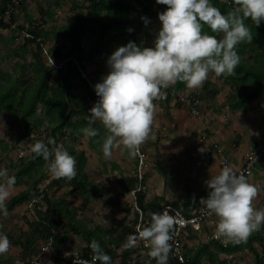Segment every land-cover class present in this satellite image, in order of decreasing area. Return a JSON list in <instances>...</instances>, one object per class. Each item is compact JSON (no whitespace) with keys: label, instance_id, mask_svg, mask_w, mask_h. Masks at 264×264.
I'll use <instances>...</instances> for the list:
<instances>
[{"label":"rangeland","instance_id":"rangeland-1","mask_svg":"<svg viewBox=\"0 0 264 264\" xmlns=\"http://www.w3.org/2000/svg\"><path fill=\"white\" fill-rule=\"evenodd\" d=\"M73 1L23 0L22 6L16 15V25H24V27L28 26L35 31H41L42 34L39 37L51 52H54V54L60 52L59 55L55 54L58 58L59 56H67L72 43L69 40L66 41L59 38L57 33L61 27L71 22L79 11L87 13V5L74 6ZM132 1L134 2L135 0ZM131 13L132 16L137 17L136 21L131 26H127L124 30L125 32L123 29L116 30L115 32L107 33L104 38L99 39V49L95 47L96 38L82 35L83 53L77 55L76 59L95 81H100L105 72L109 70L107 64L108 56L116 47L126 44L125 42L123 43L124 39L127 42L135 40L138 44L154 46L156 36L162 26V21L149 16L147 17L149 18L148 23H145L142 16L137 15L138 10H133ZM1 20L0 68L3 72V79H5L3 80L4 84L6 83L9 86L16 84L20 95L24 93L29 95L39 75L34 65H38L40 62L48 66L49 64H47L43 51L40 50L36 42L30 41L27 43L28 40L25 37L27 35L21 30L13 29L11 26H2ZM2 22L4 23L3 20ZM129 28L133 30L129 31ZM38 53H40V58L37 57ZM244 57L248 59L250 64L257 63L261 69H264V57L260 58L251 47H249ZM79 72L75 71L71 73V93L74 97L73 100L69 99L66 105L69 109H73L71 121L81 129H76L73 125L63 127L61 132L65 134H61L59 131L60 136L57 139V143L62 142L65 148L76 158V168L78 164V153L85 151L88 158L86 166L84 167L88 178V191L86 194L88 203L85 204L83 202V197L71 184L72 178L66 177V180L62 179L60 183L53 184L55 180L64 176L57 177L53 175L49 169L50 161L47 160L39 164L31 174L24 175L19 181L15 182L8 200L24 189L37 185L41 193L47 191L52 201H55L60 206H64L67 210L74 211L84 230L88 228L95 230L93 235L94 239L100 236L111 245L115 243L118 246L119 252L125 253L128 251L132 253L135 251L134 246L128 247L126 244L129 238L135 234L132 233L135 215L128 206V199L123 198L121 195L129 188L130 184L128 179H130L129 176L133 173L132 170L135 167L136 155H131L130 150L123 143H120L118 147L113 149L111 156H105L103 150H97L91 146L90 138L92 139L93 135L90 137V134L83 131L86 126L98 129L97 132L101 133L98 135V139H101L104 136V132H108L109 130L102 120L97 119L93 123L88 119V115H91L89 110L98 99L89 96V90L91 89L87 87L85 78ZM207 82L209 83V88L206 89L204 85ZM175 83L167 87H162L160 94L154 98V119L156 122L161 121L162 125L159 126L161 130L167 131L171 127V130L178 133L176 134L177 137H180L182 131L178 132L174 124L167 125L163 123V116L168 113L167 110L170 108L168 109L166 107L167 101L162 98L161 94L168 93L167 88L172 87ZM57 90L58 86L55 84V80H52L50 94L56 95ZM241 91V87L236 88L235 86H231L224 79L218 78L214 71H210L207 79L200 86L193 88L186 84L179 91V94L183 96H190L191 94L196 96V93H200L202 104L199 105L200 111L195 116L203 120L210 117L212 122L216 121L217 136L221 137V143L226 148L232 147L234 153H241L245 157L264 145V96L256 99L247 108L234 110L230 107L229 101ZM172 102L169 104L170 107L173 105ZM190 107L187 106L191 111ZM191 113L194 115L193 110ZM215 113L218 116L220 115V118H215ZM21 114V111L13 113L0 106V167L7 168L9 174L15 176L33 156L34 152L31 150V145L36 140V138H32L31 136L29 139L21 138L23 135ZM64 116L65 114L57 112L54 114V118H51L48 115L47 107L40 102L36 114L30 118L31 127L39 134L50 131L61 122V117ZM168 119L172 120V118ZM40 121L42 122L40 123ZM148 138L150 140L146 142V139V144L144 143L147 155L149 151L150 153L152 152L148 147H150L151 142L153 143V138L150 136ZM163 142L160 143L159 149H162ZM167 142L170 144H179L178 141L174 139L170 140V138H167ZM221 143L219 142L220 145ZM151 156L152 154H150ZM150 157H147V175L152 172L153 168H159V165L157 166L154 162H151ZM258 163L259 165L257 166ZM258 163L256 164L257 168H255L254 176L261 179V176H257V170H264V155ZM177 173V171H167L164 173L165 178L173 177V181L168 183L165 193L170 194L175 199H179L182 196L183 191L181 188L183 186L187 188V186L190 187L197 183L196 178L186 179ZM147 190L149 197H153L154 193L151 183L147 186ZM42 196L43 193L17 205L6 216L0 215V225L3 226V231L7 233L11 241L9 250L0 254V264H51L54 261L58 253L55 247V239L59 233L54 232L48 237V231L44 230L40 222L37 210L41 209L46 211L48 207L47 203L42 200ZM256 203L257 205H254L256 208L264 209V198L261 200L258 199ZM218 221L219 218L217 216L210 224L205 223L202 228V233L192 235L185 242L189 253L195 252L202 244L209 243L212 240L213 234L215 233L214 228H217ZM125 227H129V230H126ZM64 231L69 236V239L62 244L64 254L70 251H81V249L87 246L83 234H76L68 231V229H64ZM127 232L131 234H126ZM222 237L218 234V238ZM254 244L264 257L262 242L256 241ZM26 247L28 248L27 250L25 249ZM211 248L217 252L215 245H211ZM219 253L220 258L226 260L229 264H255V256L248 248L233 254ZM202 264H211L207 260L206 255L202 258Z\"/></svg>","mask_w":264,"mask_h":264},{"label":"clouds","instance_id":"clouds-1","mask_svg":"<svg viewBox=\"0 0 264 264\" xmlns=\"http://www.w3.org/2000/svg\"><path fill=\"white\" fill-rule=\"evenodd\" d=\"M157 2L168 7L159 12L162 26L154 46L130 40L116 47L107 59L110 70L94 85L99 99L90 108L88 119L93 123L102 120L109 130L101 144L105 156H111L120 143L128 147L131 155L136 154L152 130L154 98L162 87L183 80L194 88L207 79L210 71L217 75L234 73L241 61L236 46L253 40L246 18L251 17L256 25L264 20V0H235L234 8L228 12H223L214 0ZM142 18L148 23L149 18ZM205 23L211 27V33L203 30ZM213 33L223 35L218 38ZM83 131L96 135L98 129L86 126ZM31 150L50 161L53 175L68 178L77 175L76 158L54 137H48L47 141L36 139ZM16 179L7 168L0 167V215L8 214L6 201ZM206 184L210 191L200 201L208 214L219 217V235L240 242L264 225V209L253 203L260 189L243 172L237 173L232 165L225 164ZM151 215L150 224L143 226L138 236L150 243L149 254L156 258L157 264H168L177 217L167 209ZM136 242L135 237H130L126 246H134ZM10 245V238L0 225V254L7 252ZM90 246L91 260L81 259L77 264H111L112 256L98 240L93 239Z\"/></svg>","mask_w":264,"mask_h":264},{"label":"trees","instance_id":"trees-1","mask_svg":"<svg viewBox=\"0 0 264 264\" xmlns=\"http://www.w3.org/2000/svg\"><path fill=\"white\" fill-rule=\"evenodd\" d=\"M10 0H1L0 1V14L4 23L1 20L2 26L12 27L15 30H27L33 37L25 36L27 38V43L34 41L39 45L40 50H42L37 38L42 34L41 31H35L30 29L28 26L16 25V15L19 12L20 7L22 6L23 0H20V3L15 6L11 19L9 22L5 19V11L8 7ZM74 6H86L87 13L79 11L75 17L69 22L66 26L61 27L58 31L57 36L64 40H69L72 43L71 49L68 55H80L83 53L82 45V35H88L90 38H96L95 47L100 48L99 39L104 38L107 33L115 32L116 30H125L128 26H131L137 19V17L132 16L133 10H138L137 5L142 3L141 0H74ZM154 3H157V7H154ZM214 3L217 4L223 12H228L230 9H233L235 6V0H214ZM142 5L141 11L138 10L139 16L142 17H154L159 19V12L165 10L168 5L158 3L157 0H149L148 4ZM155 9V10H154ZM245 22L250 25L253 35L252 41H242L236 47L238 48L239 54L241 56V61L237 65L234 73L230 74H220L217 75L218 78L224 79L226 83H230L231 86L241 87L242 91L230 99L229 105L234 110H242L247 108L251 103L256 99L264 96V69H261L259 65L250 64L248 59L244 57L247 54L249 47L261 58L264 57V20L260 24L256 25L255 21L251 17L246 18ZM15 25V27H13ZM205 31L212 32V29L206 23L204 24ZM125 32V31H124ZM218 36L223 35V33H213ZM40 38V37H39ZM41 39V38H40ZM127 43L124 39L123 43ZM26 43V42H25ZM40 52V51H39ZM55 57L59 55L60 52H52ZM37 57L40 58V53L37 54ZM68 67L66 69H56L51 65H46L43 62H40L38 65H34L35 70L39 73L37 82L29 95L19 94V90L16 84L12 86L4 84L5 79H3V72L0 68V106L5 110L12 111L13 113L22 112V121H23V135L21 138L30 137L31 133L34 130L31 127L30 118L36 114L38 104L41 102L47 107L48 115L51 118H54V114L57 112L65 114L64 117H61V122L56 125L52 130L46 131L47 138L44 139L47 141L48 137H54L57 141L61 134L63 127L67 125H73L76 129L78 128L71 121V116L73 115V109H69L66 105V102L70 99L73 100L72 95V82L70 80L71 73L78 71L77 65L74 60L68 62ZM110 70V69H109ZM108 70V71H109ZM106 71L105 74L108 72ZM80 73V72H79ZM55 80V84L58 86L56 95L50 94L51 81ZM85 84L89 87L86 79ZM186 86V82L183 80H177L176 83L167 88L168 95L166 98V107L170 106L172 99H177L179 96V91ZM204 87L209 88V83H205ZM91 89V88H90ZM217 92V91H216ZM214 93V92H213ZM89 96L95 98L92 90H89ZM192 100L198 98L200 100V105L202 100L200 99V93L195 95H190ZM176 106H184L181 101L177 99ZM42 121H40L41 123ZM108 134V133H107ZM105 134L103 137H105ZM91 135V134H90ZM97 134L93 135L91 139V145L93 147H101L103 139L96 141ZM37 139V138H36ZM145 145V144H144ZM51 147V145H50ZM45 161V158L42 155H37L36 153L29 159L25 167L21 168L16 176L18 178L16 181H19L20 178L24 175H29L31 172L39 165ZM87 163L86 153L81 151L78 153V164H77V175L72 177L71 184L78 191V193L83 197V202L88 203V197H86L88 188V178L85 173L84 167ZM129 188H132L137 183V178L133 175L129 176ZM66 180V177H61L58 180H55L53 184L60 183V180ZM35 185V184H34ZM128 188V189H129ZM42 200L47 203V210L38 209L37 213L40 219L42 226L45 231H48L47 236L50 237L54 232H58L59 235L55 239V247L57 248V254L54 261L59 260L64 256L62 250V244L69 239L68 231H72L76 234H83L86 239L87 246L84 249H81L84 253H93V249L90 246L91 241L94 239L93 235L95 230L88 228L84 230L80 221L77 219L74 211L67 210L64 206H60L55 201H52L47 191H43ZM37 185L30 186L27 189H24L20 193L11 197L7 202V207L9 211L13 210L17 205L24 203L25 201L31 200L34 196L42 194ZM176 206H180L178 202L170 201ZM139 203L144 210L145 216L151 217V213L158 212L161 209L162 202L160 199H156L151 202L145 201V192L139 193ZM129 206V205H128ZM130 207V206H129ZM131 210V208H130ZM183 210L188 214L191 211L187 207H184ZM8 211V212H9ZM132 212V210H131ZM205 224V223H204ZM204 226V225H203ZM126 230H129V227H125ZM132 233L136 231L132 227ZM196 232V231H195ZM194 233V232H193ZM126 234H131L127 232ZM194 233L193 235H195ZM98 240L102 247L110 253L112 256L111 264H115L117 259H120V262L117 264H125L128 257L135 253H130L126 251L125 253L118 251V246L115 243L109 244L105 239L98 236ZM262 242L264 248V225L259 230L253 231L247 240L236 242L232 239L221 240L220 238H212L209 243L202 244L198 247L195 252L189 253L187 247L185 246V257L186 261L181 262L177 259H174L169 253L168 264H202V258L206 255L207 260L211 264H229L226 260L220 258V253L233 254L235 252L241 251L245 248H248L252 251L255 256V264H264V257L259 252L258 248L255 246V242ZM211 245H215L217 252L211 248ZM28 249L27 247L25 248ZM150 250V249H149ZM140 264H157L156 258L152 257L149 252L145 259Z\"/></svg>","mask_w":264,"mask_h":264},{"label":"crops","instance_id":"crops-1","mask_svg":"<svg viewBox=\"0 0 264 264\" xmlns=\"http://www.w3.org/2000/svg\"><path fill=\"white\" fill-rule=\"evenodd\" d=\"M168 109V113H166L167 115L164 114L163 116V123H166L167 125L174 124V126L177 127L178 132L182 131V135L177 137L176 134L178 133L174 130H171V127H169L167 131L161 130L159 128V126L162 125L161 121L156 122L154 119L152 131L149 134V136L153 138V143L151 142L149 145L150 147H148V149H151L152 152L150 153L149 151L148 156L150 157V154H152L150 160L151 162H154L155 165H159V168H153L152 172L147 175V186L151 183L154 196L149 197L148 190H146L145 201L147 203L156 199H160L162 203L164 201H176L181 207H187L188 210L191 209L190 205L192 204L195 209L204 208L205 206L201 203L200 198L207 197L210 191L209 186L206 184V180L209 179L211 175L217 174L222 169L220 162L221 157L226 155L232 164L238 165L241 163L243 154L238 152L234 153L232 151V147L226 148V146L221 143V137L217 136V129L215 125L216 121L212 122L210 117L205 120L196 117L195 114L192 115L190 109L185 105H172V107L168 106ZM214 116L215 118H220V115L218 116L216 113ZM168 118H172V120H169ZM97 133L96 141L104 139V137L98 139V135L101 133ZM107 133H109V131H105L104 135ZM204 136H206L205 141L201 140V138ZM90 137H92V135H90ZM167 138H170V140L174 139L178 141L179 144H170L167 142ZM149 140L150 139L147 138L146 142ZM146 142L144 141L145 144ZM161 142H163L162 149H159ZM201 148H204V151H200ZM95 149L102 150V147H96ZM136 165L137 159L135 162V167ZM258 165L259 163L257 166ZM257 166H255V168H257ZM255 168L253 170L252 176L248 177V180L258 185L260 189L253 201L254 205L256 206V201L258 199L261 200L264 198V170H257V176L262 177L261 179H258L254 176ZM167 171H177L178 175H182L186 179L196 178L197 183L196 185H192L190 187L187 186V188H184L186 186H183L181 188L183 191L182 196L179 199L172 198L170 194L165 193L168 183L173 181V177H164V173ZM210 222L211 221L208 223L210 224ZM194 233H202V230L196 231ZM220 239L227 241V239L223 237Z\"/></svg>","mask_w":264,"mask_h":264},{"label":"built area","instance_id":"built-area-1","mask_svg":"<svg viewBox=\"0 0 264 264\" xmlns=\"http://www.w3.org/2000/svg\"><path fill=\"white\" fill-rule=\"evenodd\" d=\"M142 3H139L137 5V9L141 11L142 5L140 4H148L149 0H141ZM151 1V0H150ZM20 3V0H10L8 7L5 11V19L7 22L10 21L11 15L13 13V10L15 6H17ZM154 7H157V3H154ZM15 27V25H13ZM25 35L33 37L27 30L22 29L21 30ZM28 32V33H27ZM43 54L46 58L47 64L53 66L56 69H66L68 67V62L70 60H74L75 64L77 65L78 70L82 74V76L87 80V83L89 87L91 88L93 94L95 95V98L99 99V96L97 95V92L94 88V85L97 83V81L94 80V78L91 77V75L88 74V72L82 67L80 62L74 57V55H67L62 57H55L53 53L50 51L48 47L44 45V42L38 37L37 38ZM168 93H162V98L166 99ZM90 100L92 98L89 97ZM179 101L183 103L185 106H191L190 108L193 110L194 114L199 113L200 111V100L198 98H195V100H192L190 96L187 95H181L179 94L178 98ZM177 99H172L171 101L173 105L176 104ZM32 138H39V139H46L47 138V132L43 133H37L32 132L30 135ZM201 139H206V137H202ZM144 142L139 146V150L136 152V159H137V165L135 169L132 170V175L137 178V183L134 187L129 188L128 190L124 191V193L121 195L123 198L128 199L132 212L135 215V223H134V230L136 231L134 236L136 238V243L134 247L136 248L135 253L133 255L131 254L130 257L127 258L125 264H140L145 257L147 256L149 249L151 247L150 243H146L143 238H140L138 236L139 230L143 226H147L150 224L152 220L151 217L145 216L144 210L141 207L139 203V193L140 192H146L147 186H146V175H147V152L144 147ZM264 155V145L260 146L257 150L252 151L248 155L242 158L241 163L238 165H234L230 162V159L223 155L221 157V166L225 164L232 165L237 173L243 172L245 176L248 178L253 174V170L255 167V164L257 161H259ZM190 213H186L183 210V207L176 206L170 201H164L162 203L161 209L158 212H163L165 209L169 211L170 214L177 217V222L174 225V238L171 241L173 244V248L170 251L171 256L174 259H177L178 261L185 262V242L189 240V238L193 235V232L202 230L204 223H208L209 221H212L217 215L215 213L208 214L206 208L201 209H195L193 207V204L190 205ZM215 233L213 234L214 238H218L217 228H214ZM212 237V238H213ZM93 253H84L82 251H70L67 254H64L62 258H60L57 261H53L51 264H77L81 259H88L91 260ZM120 262V259L116 260L117 264ZM98 264H102V262H98Z\"/></svg>","mask_w":264,"mask_h":264},{"label":"bare ground","instance_id":"bare-ground-1","mask_svg":"<svg viewBox=\"0 0 264 264\" xmlns=\"http://www.w3.org/2000/svg\"><path fill=\"white\" fill-rule=\"evenodd\" d=\"M200 105V104H199ZM191 111H192V109H191ZM258 163V161L256 162V164ZM256 164H255V166H256ZM255 168V167H254Z\"/></svg>","mask_w":264,"mask_h":264}]
</instances>
